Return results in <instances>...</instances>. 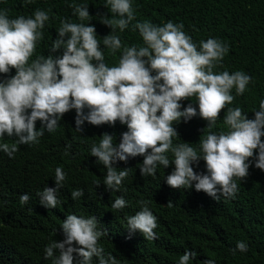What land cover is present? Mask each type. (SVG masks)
I'll return each instance as SVG.
<instances>
[{"label": "clouds", "instance_id": "9594fccd", "mask_svg": "<svg viewBox=\"0 0 264 264\" xmlns=\"http://www.w3.org/2000/svg\"><path fill=\"white\" fill-rule=\"evenodd\" d=\"M33 2L23 0L25 6ZM70 7L81 22L62 19L58 37L44 53L36 47L44 38L51 9L37 8L30 16L16 18H9L8 9H0V155L14 158L17 152L31 149L44 133L55 132L64 115L74 109L75 129L80 133L86 121L94 126L114 127L117 121L123 125L105 132L90 151L106 169L104 184L112 192L120 191L130 169L140 161L141 176L155 178L157 169H173L166 177L171 188L194 187L216 201L236 197L237 181L247 179L253 162L264 171V99L250 119L242 108L229 105L249 90L253 77L242 70L214 71L223 67L229 45L211 37L197 44L183 23L138 21L133 30H138L142 45L127 46L116 32H123L136 19L132 0H106L112 15L98 16L100 24L112 32L103 37L101 45L95 26L83 23L90 18L88 5L73 3ZM107 49L111 55L120 52L115 66L108 65ZM192 97L198 111L192 103L187 107L181 103ZM224 109L227 131H211ZM197 116L207 121V126L196 128L197 133L203 132L200 141L185 136L192 125L187 122ZM121 129L127 131L120 133ZM55 147L61 153L60 142ZM70 148L68 144L65 156ZM204 167L206 173L196 172ZM66 177L62 167L55 168V187L37 192L43 207L54 209L60 204L58 193ZM83 195L82 189L71 191L73 200ZM19 201L29 203L30 195H20ZM149 203L138 201L140 210L127 217V228L152 241L158 238L154 231L158 218ZM111 207L123 210L127 201L117 197ZM99 224L94 215L68 214L60 226L64 239L47 244L44 259L52 264H93L95 257L96 264H120L111 253L104 255L99 241L108 231ZM248 248L238 241L231 251L235 255ZM196 257L195 251L185 250L178 264H190ZM202 264L216 262L208 259Z\"/></svg>", "mask_w": 264, "mask_h": 264}, {"label": "trees", "instance_id": "16d2710c", "mask_svg": "<svg viewBox=\"0 0 264 264\" xmlns=\"http://www.w3.org/2000/svg\"><path fill=\"white\" fill-rule=\"evenodd\" d=\"M105 2L34 0L25 6L23 0H0V9H8L9 18L30 16L37 8L51 9L50 20L43 29L44 38L36 47L39 53H44L58 37L62 19L81 22L72 14L73 3L88 5L90 18L83 23L95 26L97 39L103 45V37L112 32L110 27L100 24L98 16L99 13L111 17ZM132 6L136 19L123 32L119 29L116 32L127 46L142 45L138 30H133L138 21L157 25L168 21L183 23L184 31L197 44L211 37L229 45L223 67L214 71L242 70L253 77L249 90L236 96L229 107H240L250 119L254 117L253 111L264 99V0H132ZM62 52L63 49L57 54ZM105 56L112 67L118 63L120 52L111 55L107 49ZM232 94L235 95L234 90ZM181 103L184 107L192 103L198 111L195 97ZM226 111H221L217 127L211 131H227L223 123ZM64 116L58 129L44 133L31 149L17 152L14 158L0 155V264H52L44 259V248L53 240L64 239L60 226L68 214L96 216L99 226L108 231L99 241L104 255L111 253L120 264H178L185 250L197 253L190 264H202L208 259L216 264H264V171L255 168L254 162L247 179L237 181L239 191L234 199L216 201L194 187L173 189L166 183L173 169H157L155 178L143 177L138 166L142 161L132 166L120 191L112 192L104 184L106 169L96 163L97 158L90 151L105 132L116 131L123 125L117 121L114 127L94 126L86 121L80 133L75 129V110ZM187 123L192 127L186 129L185 136L200 141L203 132L197 133L196 128L207 126V121L197 116ZM125 131L121 129L120 133ZM261 139L264 141V137ZM57 142L61 144V153L56 151ZM68 144L70 154L65 156ZM256 154L258 149L254 150ZM56 167H62L67 177L58 193L60 204L47 209L39 203L37 192L46 186L55 187ZM196 172L206 173V167ZM78 189L84 195L73 200L71 191ZM25 193L30 195V201L22 205L19 196ZM120 196L127 201V207L112 209V202ZM140 200L149 201L150 210L158 218L154 230L158 238L152 241L144 239L139 231L130 233L127 228V217L140 210ZM238 241L248 244V251L233 255L231 249ZM96 260L94 257L93 264Z\"/></svg>", "mask_w": 264, "mask_h": 264}]
</instances>
